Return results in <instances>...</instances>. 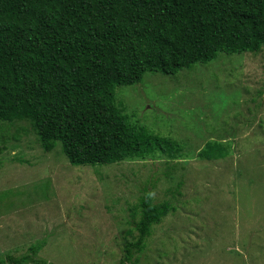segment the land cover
Segmentation results:
<instances>
[{"label":"rangeland","instance_id":"rangeland-1","mask_svg":"<svg viewBox=\"0 0 264 264\" xmlns=\"http://www.w3.org/2000/svg\"><path fill=\"white\" fill-rule=\"evenodd\" d=\"M117 101L184 155L74 166L60 146L42 149L31 122H0V262L39 244L45 264H120L148 192L172 210L133 264H264V48L148 72ZM210 141L228 156L201 159Z\"/></svg>","mask_w":264,"mask_h":264},{"label":"trees","instance_id":"trees-1","mask_svg":"<svg viewBox=\"0 0 264 264\" xmlns=\"http://www.w3.org/2000/svg\"><path fill=\"white\" fill-rule=\"evenodd\" d=\"M263 48L264 0H0V122H31L42 149L60 146L74 166L174 161L181 143L134 124L117 89ZM228 154L210 141L199 157ZM171 210L146 193L120 264L136 262ZM41 248L5 261L45 264Z\"/></svg>","mask_w":264,"mask_h":264}]
</instances>
